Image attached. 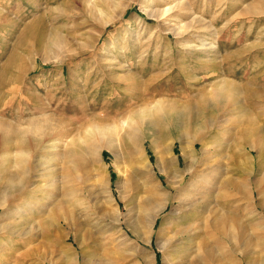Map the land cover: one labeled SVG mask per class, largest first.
Here are the masks:
<instances>
[{
  "label": "rangeland",
  "instance_id": "rangeland-1",
  "mask_svg": "<svg viewBox=\"0 0 264 264\" xmlns=\"http://www.w3.org/2000/svg\"><path fill=\"white\" fill-rule=\"evenodd\" d=\"M164 10V19L150 15ZM17 65L23 68L17 70ZM127 70L137 81L118 79ZM231 83L236 84L233 93L227 91ZM146 88L153 93L150 106L156 100H178L180 105L186 97L193 101L191 114L198 119L202 110L197 97L203 91L206 157L217 167L215 180L227 168L225 176L238 181L236 189L217 188L231 239H222V251L204 264H264V145L259 157L247 147L264 142V0H0V120L16 131L33 120L58 131L55 139H46L43 151L25 147L22 152L26 163L42 164L43 175L31 172L29 199L15 217L8 219L0 208V226L9 220L17 225L12 233L7 226L0 230V264H83L89 256L105 264H136L140 251L154 252V264H163L164 251L158 246L167 225L160 233L158 229L161 218L169 220L172 204L157 216L151 234L144 227L140 237L128 231L126 241L113 227L121 216L110 198L128 219L133 204L149 189L167 191L155 165L162 149L150 147L149 140L139 148L141 132L128 120L140 106L133 101L141 103ZM216 91L222 93L219 101L214 100ZM215 104L219 110L211 108ZM169 111H161L163 126L158 124L153 132L161 136L167 157L183 168L180 142L171 140L176 115ZM101 120L110 126L98 133L95 126ZM200 121L191 123V131ZM62 129L69 135L61 137ZM73 138H80L85 150L81 164L62 155ZM190 138L185 133V145ZM109 140L107 149L103 144ZM51 142L58 147L50 148ZM14 155L0 154V182L19 172ZM248 173L260 195L250 194L243 184ZM1 189L0 201L6 205ZM119 193L126 194L124 201Z\"/></svg>",
  "mask_w": 264,
  "mask_h": 264
},
{
  "label": "bare ground",
  "instance_id": "bare-ground-1",
  "mask_svg": "<svg viewBox=\"0 0 264 264\" xmlns=\"http://www.w3.org/2000/svg\"><path fill=\"white\" fill-rule=\"evenodd\" d=\"M177 4H178V2H177ZM181 5H182V2H181ZM181 5H179V6H181ZM98 9L99 8L95 9L94 13L98 14V11L101 12V10H98ZM166 11L167 10H164L160 14H156V15L150 14V15L154 16V17H158V16L162 15L161 16V19H162L163 16L165 17L164 14L166 13ZM110 20L111 19L108 18V20L106 19L105 21H106V23H107V21H109L108 23H110L111 22ZM138 20H136V21H138ZM181 31H183V30H181ZM206 49L207 48H204V50H206ZM21 68H23L22 65L20 67H19V65H17V70H19ZM135 77H136L135 74H133L127 70L125 75H122L118 79H120L121 81H125L126 83H129L127 81H131L130 79L135 80L136 79ZM135 81H137V80H135ZM225 82H227V80H223V83H225ZM229 84H230V82H229ZM229 84H227V85L229 86ZM234 84L235 83H233L231 86H229L230 89L227 90L229 93H231V92L233 93L231 88L232 87L235 88L236 84H235V86H233ZM227 85H224V87H226ZM220 88L221 87H219L218 90H220ZM222 88H223V86H222ZM260 89L261 88H259V91H260ZM263 90H264V88H263ZM223 91H225V90H223ZM237 92H239L238 87H237ZM254 92H256V91H254ZM152 94L153 93L148 91V89L143 90L142 102L140 103L139 101L138 102L133 101V104H138L140 106L135 105L138 107L135 110H133L134 111L133 116H128V120L133 121L134 124L136 125V130L138 132L139 131L141 132L139 138L137 137V139H139V141L137 140L139 148H140L142 142H144L145 140H149L150 145H151L150 147L156 148V147L160 146V148L162 149V152H161L157 148L158 154H157V152L154 153V154H157L155 165L166 179V185H167L166 190L167 191L166 192L159 191V190H157L158 188H156V191L149 189L147 196H144V197L142 196L143 198L140 199V202L139 203L136 202L137 205L133 204V211L132 212L134 214H133V216H131V218H128V219L125 218L128 216V214L126 213L127 215L125 216V213L120 211L119 205L116 202L115 198L112 195H110L111 200L115 201L116 213L119 214L118 216L123 217L122 219H120L121 217L116 218V220L113 221L114 222L113 227L115 229H117L116 232L118 233V235L120 237H123L122 239L126 240V241L130 240L128 231H130V233L133 235L138 234L140 237L139 230L144 227L146 229V231L149 234H151L152 229L155 228V224L157 223V220H156L157 216L160 215V213H162L167 208V206L169 204H172V209L170 211V217L168 218L169 220L167 221V218H161V221L159 224V229H158L159 233H160L161 229H163V226L167 225L166 228L164 227L166 229V231H164L162 233V238H161L162 244L161 245L159 244V246H158L160 249H162L164 251L163 252V264H204L205 261L211 259L214 254L216 255V252L219 253V251L221 249H223L221 247L223 246V240L224 239L226 241L231 239L230 228L228 225L229 219L224 213H222L221 208L223 206L219 202L221 196H219V193H217L219 191L217 188H219V187H221V189H227L230 187H234V188L236 187L237 188V185H238L237 182L238 181H235V179L232 178L231 175L230 176L228 175V177L225 176L228 174L227 168H222L220 170V172L217 171L218 174H220V175H219V178L217 177L218 179L215 180L216 176L214 174V171L217 170V167L214 166V164H213L214 160L213 159H211L209 156H208L209 158L206 157L207 152H206L205 148L207 145H205L206 140H204V139L207 138V137H205V135L207 134V131H208V125H207L208 120H207L206 116H204L205 115L204 111L206 110L205 106L207 105V103H206V96L204 95L203 91L200 92L198 94V97H197L198 98V101H197L198 109L202 110V114L199 118L201 121L198 125L196 124V126H195L196 128L194 129V131H191V123H194V121H196V120L198 121L199 119L196 118L193 114H191V108L193 106L192 100L190 101V99H187L185 97V101L183 99L184 102H180V105L178 104V102H179L178 100H156V104L150 106V99L152 97ZM221 95H222V93L220 91H216L214 94V100L217 101L218 99H220V97H222ZM234 95H233V97H234ZM256 95L257 94H255V96ZM121 96L122 97L127 96V93H125ZM230 96L232 97V95H230ZM257 96H259V94ZM227 97L224 96V99ZM129 100L132 101L133 99H129ZM235 100L236 99L234 97L233 101H235ZM226 101L227 100H225V103H226ZM229 101L231 103V100H229ZM233 101H232V103H233ZM36 102H38V101H36ZM211 108L213 110H219L220 109L218 104L211 106ZM165 109H169L172 113H175V115H176V119H175L174 123L171 125L173 130H174L173 138L171 140H172V144L174 143L175 140H178L180 142L181 152H182L183 158L185 160L183 168H181L179 166L178 161L175 158H173L171 156H170L171 158L167 157V154L164 150L165 146L161 147V143L159 141L161 136H158V135L154 136L153 129L156 128V126L158 124L163 126V122H162L161 118L159 117V115H160L161 111L165 110ZM203 109H205V110H203ZM153 110H155V112ZM151 115H156V116L154 118H152ZM150 117L152 119H150ZM55 119H57V118H55ZM33 121L29 123V125H30L29 127L16 131L15 129L11 128L8 124H6L4 121L0 120V154L2 153V155H6L9 152H13L15 154L14 155V157H15L14 163L17 165L16 167H19V172H16V173L14 172L11 175H8L7 178L5 177L7 179V180H5V182L4 181L0 182V187H2L1 198L3 200H5V202H7V204L5 205V203H2L0 201V208L4 207L3 215L8 217V219H12L13 217H15V213H18L19 209L22 208L23 205H25L29 199V191L32 189V187H30V186L33 185V182L30 180L31 176H32L31 172L35 171L34 174L36 176H38V175L40 176L42 174L41 173L42 171L39 172V169H40L39 167H40V165H42L41 163L35 164L33 166L29 163H26L25 159H23L24 156H22V154H23L22 152H23L24 148L28 147L29 149H36V150L41 149L43 151L45 149L43 147V144H45V141L49 142L50 139L51 140L55 139L58 135L57 130L52 131V129H51V131H49L46 128V123L43 122L42 120L37 121V122H33ZM124 122H125V120H124ZM90 123H94V122H92V120H91ZM250 123H251V121H250ZM252 123H254V121ZM108 126H110L109 123L101 120V122H99L98 125L95 126V129L98 130V133H103L107 130ZM244 127H246V125H244ZM256 127H257V125H256ZM144 129H148V132L147 133L143 132ZM209 129H213V128H209ZM63 131H64V133H63L64 135L61 137H66L69 135L68 130L65 131L62 129V132ZM185 133L189 134V136L191 137L190 138L191 140L189 141L190 144L188 146H187V144L185 145V143L182 141V138L185 135ZM125 134H126V132H125ZM261 134H263V133H261ZM212 135H214V134H212ZM243 135H242V137H243ZM129 136L133 138L132 135H129ZM134 136L136 137L137 134ZM209 137L212 138L213 136H209ZM46 139H48L49 141ZM77 139L78 140L73 138V140H72L73 142L68 146V150L65 151L64 154H62V155L64 158H66L67 161L72 160L76 163L81 164V162L84 160V157H85L84 156L85 150H84L83 146L81 145V142L79 143V141H81L80 138H77ZM122 139H124V138H122ZM254 140H256V136H255ZM6 143H7V145H6ZM123 143L125 144V142H123ZM196 143H200V144H202V146L199 149H197L195 147ZM111 144H112V142L109 140V141H106V143H104L103 145L105 147H107V149H108L111 147ZM255 144L254 145L250 144L249 146H247L250 148V151H251V152L249 151L248 153L253 154L252 151H254L257 154V157H259L260 152H261L260 150L263 148L264 142L263 143L260 142V145L257 144L258 146H256ZM45 145H48V143ZM49 145H50V148L51 147L52 148L58 147L56 144H54V142H51V144H49ZM128 145H129V143H128ZM208 146H209V144H208ZM46 148H48V147H46ZM125 148H128V146H125ZM208 150L209 149H207V151ZM197 151H200L199 155H198ZM24 154H26V153H24ZM39 155L40 154H37V157L43 156L42 154L40 156ZM252 165H251V167L253 168ZM41 167H43V166H41ZM3 171H4V169H3ZM249 173L252 174L251 172H249ZM249 173H248V177L245 179L246 182L243 184L245 185L247 183V186L249 188L248 190H249L250 194L255 196V192H256V195H258V194L260 195V193L258 192L259 191L258 183L256 184L255 180L253 183V185H254V190H253V188H252V182L253 181L251 182V180L249 178ZM147 174H151V171L149 168L147 170ZM2 178H0V179H2ZM257 180H258V178H257ZM0 181H2V180H0ZM159 185H162V183L160 182ZM240 185L242 186V184H240ZM26 189H27V192L24 195L23 191ZM221 194H222V192H221ZM125 195H123V193H119L120 201H124V199H125L124 197H126ZM229 197H230V195H229ZM18 199L20 201L15 202ZM232 221H234V220H232ZM232 221H230V222H232ZM14 223H15V220H9V222L4 224V226H2V227L0 226V230L6 229V226H7L8 229L10 230V233H12L13 232L12 229L15 226H17ZM123 225H125V228L123 227ZM234 226H237V225H234ZM142 240L144 241V243L150 244L149 239H142ZM136 244L144 250L147 249V247L145 245H141L138 242ZM92 259L93 258H90V256H89V259L86 261H84L85 259H83V261H84L83 264H105L103 259H101L99 261H94ZM73 261H74V259H73ZM135 262H136V264H154V252L150 251V253L145 254L144 252L140 251L135 257Z\"/></svg>",
  "mask_w": 264,
  "mask_h": 264
}]
</instances>
